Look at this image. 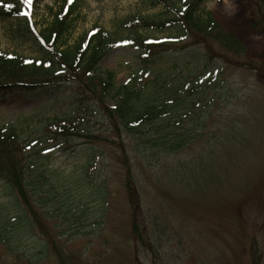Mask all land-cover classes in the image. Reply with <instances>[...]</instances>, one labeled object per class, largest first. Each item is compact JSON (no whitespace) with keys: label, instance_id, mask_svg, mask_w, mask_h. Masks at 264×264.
Here are the masks:
<instances>
[{"label":"rangeland","instance_id":"obj_1","mask_svg":"<svg viewBox=\"0 0 264 264\" xmlns=\"http://www.w3.org/2000/svg\"><path fill=\"white\" fill-rule=\"evenodd\" d=\"M64 1L32 0L27 6L32 25L23 18L0 17V52L43 58L33 31L46 29ZM162 10L145 9L142 0H84L70 16L62 40L72 46L94 27L111 32L120 19L137 13L156 16ZM206 12L237 38L243 56L234 60L216 44L161 55L171 81L189 71L204 77L199 98L185 100L188 110L178 129L169 126L184 140L176 151L166 149L168 129L155 128L161 119L143 128L151 142L117 132L114 121L76 83L49 81L28 91L0 90L1 129L18 121L29 125L33 139H43L45 122L58 118L67 119L74 130L72 136L46 142L51 149L41 160L46 172L35 197L40 201L33 205L41 229L29 220L31 228L26 206L0 179L6 223L0 264H59L57 254L64 264H264V0H204L199 14ZM207 49H212L209 54ZM139 53L115 47L99 68L115 72L118 88L137 68ZM23 132L29 137L27 127ZM124 165L131 169L137 193L139 240L132 234ZM26 191L31 197L28 187Z\"/></svg>","mask_w":264,"mask_h":264},{"label":"trees","instance_id":"obj_2","mask_svg":"<svg viewBox=\"0 0 264 264\" xmlns=\"http://www.w3.org/2000/svg\"><path fill=\"white\" fill-rule=\"evenodd\" d=\"M83 1L72 0L69 3L65 0L58 12L52 14L51 24L46 29L38 33L33 31L31 38L35 39L43 52V58L40 60H27L16 55L0 53V90L4 93L28 91L40 86L42 82L52 84L49 81L76 83L82 94L101 107L109 119L114 121L117 132L123 130L132 136L139 135V141L141 139L143 143L151 142L152 137L145 135L143 128L154 127L155 122L161 119L162 123L155 125V128L160 131L161 128L168 129L169 133H164V137L169 135L171 138L167 142V151L182 148V135L172 131L169 126L176 124L175 130L178 129L188 110L185 100L192 95L199 98L204 88V77L189 71L187 77L171 81L170 68L163 66L165 64L159 61L163 57L161 55L173 50H186L195 45L216 44L221 48V52L233 55L234 60H240L243 49L237 38L223 31L210 12L200 16L199 7L204 0H142L145 9L162 6V12L156 16L142 17L137 13L125 17L114 23L111 32L98 28L91 35H84L72 46H67L62 37H65L69 30L70 16L79 9ZM9 2L12 5L10 9L3 7L8 3H0L1 18L28 15L27 6L21 7L17 0ZM258 24L263 28L261 21H258ZM155 34L162 36L157 37ZM62 46L65 48L61 49ZM115 47H133L140 52L137 68L130 73L128 82L118 88L115 86V72L99 68L103 56ZM208 50L212 49H207L209 54ZM108 103H112V107L108 106ZM181 105L183 108H180ZM171 113L170 118L166 120V116ZM57 119H48L45 122V129L48 131L43 139H33L28 133L29 125L20 124L18 121L9 129L0 128V179L15 190L19 200L28 209L30 218L26 219L31 228L29 220L35 227L42 228L33 205L40 201L35 197L39 195L40 183L46 172L41 164V160L46 158L42 152L49 150L46 142L58 136L74 135L67 119ZM26 127L29 137L23 136V129ZM40 145L42 149H39ZM23 154L38 158L25 162L21 158ZM124 166L125 191L133 210L132 234L139 240L141 236L135 220L137 193L131 182V169L127 165ZM26 187L30 189L31 197L28 196ZM5 228L6 223L0 211V240L1 230ZM57 258L59 264H64L59 254Z\"/></svg>","mask_w":264,"mask_h":264},{"label":"snow or ice","instance_id":"obj_3","mask_svg":"<svg viewBox=\"0 0 264 264\" xmlns=\"http://www.w3.org/2000/svg\"><path fill=\"white\" fill-rule=\"evenodd\" d=\"M20 2H21L23 5H25V6H29V5L32 4V0H20ZM68 2L71 3L72 0H68ZM3 7H4L5 9H10V8H12V5H11V4H4ZM22 14H23V15H27V13H22Z\"/></svg>","mask_w":264,"mask_h":264},{"label":"bare ground","instance_id":"obj_4","mask_svg":"<svg viewBox=\"0 0 264 264\" xmlns=\"http://www.w3.org/2000/svg\"><path fill=\"white\" fill-rule=\"evenodd\" d=\"M42 50V49H41Z\"/></svg>","mask_w":264,"mask_h":264}]
</instances>
